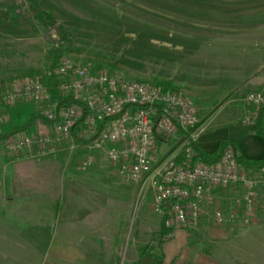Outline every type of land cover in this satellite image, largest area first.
I'll list each match as a JSON object with an SVG mask.
<instances>
[{
    "label": "rangeland",
    "instance_id": "1",
    "mask_svg": "<svg viewBox=\"0 0 264 264\" xmlns=\"http://www.w3.org/2000/svg\"><path fill=\"white\" fill-rule=\"evenodd\" d=\"M243 11V15L258 16L264 22V0H219L217 3L213 0L204 3L202 0H37L35 11L30 10L27 0H0V84L8 87L17 80H35L30 71L45 72L53 61L57 65L58 51L56 55L51 54L54 46L50 33L55 32L62 51L74 64H89L98 72L120 77L159 84L168 82L171 89L182 90L183 85L194 83L190 79L192 74L197 81L207 80L200 73L209 71V65L203 62L215 58L203 45L201 49L191 48V45L213 34L214 25L224 19L220 14L234 24L233 18ZM205 12L211 14L210 22L202 20ZM214 44L206 49L235 48ZM262 44L260 48H264V38ZM219 53L223 56L226 51L219 50ZM188 96L198 109L200 124H204L199 137L210 132L205 124L209 117L220 116L231 105L242 103L241 95L216 102ZM23 103L31 104L14 105ZM11 108L2 111L7 113ZM212 134L216 136V132ZM71 145V140H64L55 156L41 160L50 191L34 203L28 227L19 231L21 237L11 236L8 229L0 228V264H131V259L134 264L145 245L151 242L152 234L160 230L161 219L154 210V195L147 185L124 182L102 154L97 155L89 170L79 172L77 165L83 151L81 146L69 149ZM25 150L33 158L36 149L21 151ZM175 150L177 147L170 148L169 143L160 147L163 156ZM0 153L14 155L6 149L5 143L0 144ZM70 189L87 192V205L93 210L105 208L110 218L112 212L116 214V225L113 223L108 229L113 233L106 231L105 239L122 243L120 255L108 259L94 256L95 260L73 263L54 257L56 248L65 247L61 243L64 238L60 228L66 222L64 215L59 222L53 218L51 205L61 196L65 208L66 191ZM34 227L35 231L36 227L40 228L39 237L33 236ZM222 228L227 229L232 238L228 264H264L262 216L247 228Z\"/></svg>",
    "mask_w": 264,
    "mask_h": 264
},
{
    "label": "built area",
    "instance_id": "2",
    "mask_svg": "<svg viewBox=\"0 0 264 264\" xmlns=\"http://www.w3.org/2000/svg\"><path fill=\"white\" fill-rule=\"evenodd\" d=\"M58 62L47 74L62 104L36 80H17L0 95L3 102L44 104L50 130L35 137L15 134L5 141L9 152L36 149L40 162L55 156L65 140L69 149L80 147L77 170H89L102 154L113 172L124 182L147 185L153 192V206L168 233L189 231L207 221L219 227L247 228L261 216L264 199L260 186L264 166L247 168L237 160L236 150L227 145L217 162L197 159L195 150L200 124L194 101L182 90L167 89L154 82L120 77L96 71L91 65L74 64L61 48L59 37L50 33ZM240 101L248 108L243 123L250 124L264 108V91L249 92ZM174 142V144H172ZM177 147L167 156L160 147ZM237 195L229 207L216 201L223 193Z\"/></svg>",
    "mask_w": 264,
    "mask_h": 264
},
{
    "label": "crops",
    "instance_id": "3",
    "mask_svg": "<svg viewBox=\"0 0 264 264\" xmlns=\"http://www.w3.org/2000/svg\"><path fill=\"white\" fill-rule=\"evenodd\" d=\"M210 1L212 0H202V3ZM213 1L217 3L219 0ZM245 12H248L247 9ZM245 12L233 18L234 24L226 20V15L220 14L224 19L216 24L219 28L214 25L216 30L211 36L201 37L198 42L191 45V48L199 49L204 46L205 50L215 54V58L203 62L204 65H209V71L200 73L207 80L197 81L192 74L190 79H193L192 82L195 84L181 85L185 87L182 90L187 92V95L190 94L197 100L216 102L230 96L264 91V48H260L263 45L264 22L260 21L258 16L243 15ZM207 13L201 15L202 20L212 19L211 14ZM223 21L225 23H222ZM215 42L235 48L206 49ZM219 50L226 53L222 56ZM8 107L12 108L7 113L0 108V113H3L0 116V135L8 133L11 128L23 126L33 115L39 117L22 134L35 137L50 130V124L41 116L45 105L23 103ZM247 110L248 108L241 103L238 106L231 105L220 116L209 117L205 124L209 126L210 132L198 137L196 146L205 153L213 154L220 143L230 142L235 147L237 156L246 160L263 159L264 120L257 126L253 122L244 124ZM213 132H216V136L212 134ZM27 153L26 150L13 153L12 156L10 153L8 155L0 153V228L8 229L9 234L14 237H21L19 231L28 227L34 203L50 191L49 181L41 169L40 163L43 161L38 162ZM260 192L263 197L264 184L260 186ZM86 193L83 190L77 193V189H70L66 191L65 208L62 207L61 196H58L51 205L55 220L58 221L64 215L62 218L66 223L64 226L61 225L60 235L64 238L61 239V243L65 246L67 256L65 261L69 263L78 260L92 261L96 257L108 259L121 254L122 243L105 239L106 231L108 234L113 233L108 229L116 222V214L112 212L113 220L106 221L111 219L106 215V209L93 210L87 205ZM236 195L234 191L223 193L216 201V205L222 208L229 207L230 201ZM57 203L58 212L55 209ZM39 231V227H36V231L34 227L33 236L39 237ZM55 233L57 232L55 231L54 235ZM228 234L227 229L213 228L207 221L189 231H174L171 238L162 244L159 251L162 254L161 259L153 261L152 258H145L140 264H228L232 255L228 247L232 238ZM90 235L94 238L89 239ZM138 260L139 257L135 263ZM130 262L132 264V259Z\"/></svg>",
    "mask_w": 264,
    "mask_h": 264
},
{
    "label": "trees",
    "instance_id": "4",
    "mask_svg": "<svg viewBox=\"0 0 264 264\" xmlns=\"http://www.w3.org/2000/svg\"><path fill=\"white\" fill-rule=\"evenodd\" d=\"M27 2H28V5L30 7V10L35 11L37 0H27ZM56 53L57 52L55 49L51 50L52 55H54V54L56 55ZM55 68H56V65H55V62L53 61V63L51 64V66L48 70L52 71ZM30 75L33 76L36 81L40 82L42 85L46 86L50 90V94H51L53 100L58 99L59 102L62 104L69 102V101H63L61 99V97L59 96V93L57 92V90L55 88V86L57 84V80L55 79L54 76L48 75L47 71L44 72L41 70H32V71H30ZM156 84H159V83H156ZM1 85L2 84H0V95L7 88V87H2ZM159 85H161L167 89H171L170 84L168 82H162ZM8 106L9 105L3 103V101L0 98V108L4 109V108H7ZM2 114L3 113H0V116ZM38 117L39 116H37V115H33L28 120V122L25 123L23 126L11 128L8 133L0 135V144L5 143V141L12 135L22 134V133L26 132L28 130L29 126ZM263 120H264V108L260 109L256 113L255 118L253 119L252 122L257 126ZM263 135H264V133H263ZM227 145L233 146V144L230 142H222V143H220V145L218 147L219 149L213 154L205 153V152L201 151L197 146H195V150L197 153V159L200 160L201 162L208 163V164L215 163L220 158L222 150ZM234 149H235V147H234ZM237 160L241 165H243L247 168H260V167L264 166V158L261 160H246L244 158L237 156ZM55 207H56L55 208L56 212H58L59 203H57V205H55ZM166 234H168V233L163 229L162 221H160V230L158 232H155L152 234L151 242L149 244H147L144 247V249L141 251L140 256H139V260L135 264H140L142 262V260L145 258H152L153 261L161 259L162 254L159 251L161 250L162 244L171 238L172 232H170V237L168 239L165 238ZM65 254H66L65 253V247H59V248H56V254L54 255V257L56 256L59 258H63V260H66L67 256Z\"/></svg>",
    "mask_w": 264,
    "mask_h": 264
}]
</instances>
